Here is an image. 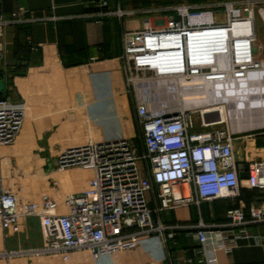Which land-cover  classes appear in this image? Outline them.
<instances>
[{
  "label": "built area",
  "instance_id": "obj_1",
  "mask_svg": "<svg viewBox=\"0 0 264 264\" xmlns=\"http://www.w3.org/2000/svg\"><path fill=\"white\" fill-rule=\"evenodd\" d=\"M97 4L108 8V1ZM25 15L23 10L1 15L0 61L5 55V30L25 23ZM105 15H151L157 20L124 37L127 83L135 93L142 149L133 140L119 139L64 151L58 158L61 169L81 167L94 176L83 191L63 202L49 195L40 202L26 201L0 179V231L17 232L21 219L38 217L44 235L40 249L3 256L57 255L68 262L85 253L99 258L136 249L143 239L164 237L174 229L195 230L198 264H217L218 251L231 257L243 239H255L264 248L262 239L247 228L264 224V198L249 208L230 209L220 225H167L160 218L166 210L239 197L243 187L264 195V159L247 160L239 169L233 146L237 133L228 109L223 118L214 106L197 103L205 96L222 98L217 88L224 83L233 92L244 86L264 87V60L255 53V18L264 21V0L202 6L153 3ZM40 48L33 46L36 51ZM149 90L151 101L145 94ZM175 91L188 105L171 107ZM206 108L210 111L204 112ZM24 120V105L0 97V149L16 142ZM243 171L247 178L241 177ZM63 203L65 213L60 211Z\"/></svg>",
  "mask_w": 264,
  "mask_h": 264
},
{
  "label": "crops",
  "instance_id": "obj_2",
  "mask_svg": "<svg viewBox=\"0 0 264 264\" xmlns=\"http://www.w3.org/2000/svg\"><path fill=\"white\" fill-rule=\"evenodd\" d=\"M100 1H108V8H100ZM216 1L228 0H0L2 15L23 10L27 20L8 27L3 38L1 95L25 106L19 137L11 147L0 149V179L5 187L26 201L40 202L49 195L63 202L83 191L94 176L81 167L61 169L58 158L64 151L88 143L133 140L143 134L135 93L127 83L124 37L157 20L151 15H142V21L136 19L140 15L118 18L105 15L107 11L138 10L153 3L202 6ZM260 20L262 38L259 43L255 23V53L264 60V21ZM34 45L42 48L33 50ZM18 49L23 52L17 57ZM232 127L237 133L233 146L239 169L247 160L264 159V126ZM263 198V193L243 187L239 197L166 210L160 218L167 225H220L230 209L249 208ZM60 211L67 212L64 203ZM247 228L264 244V224ZM194 233L174 229L164 237L143 239L136 249L99 258L83 253L68 262L49 255L3 256L43 246L41 221L29 217L20 220L17 232L0 231V264H198L200 245ZM216 256L217 264H264V248L255 239L240 240L231 257L223 251Z\"/></svg>",
  "mask_w": 264,
  "mask_h": 264
},
{
  "label": "bare ground",
  "instance_id": "obj_3",
  "mask_svg": "<svg viewBox=\"0 0 264 264\" xmlns=\"http://www.w3.org/2000/svg\"><path fill=\"white\" fill-rule=\"evenodd\" d=\"M251 87L253 89L248 86L240 87L239 92H233L230 90V85L224 83L217 88L219 93L224 94L222 98L216 99L205 96L204 100H199L197 103L210 108L214 106V110L219 111L223 118L225 115L227 116L228 109L233 125L238 124L241 128L264 126V87ZM217 104L225 105L216 106ZM210 108H206L204 112L210 111Z\"/></svg>",
  "mask_w": 264,
  "mask_h": 264
},
{
  "label": "rangeland",
  "instance_id": "obj_4",
  "mask_svg": "<svg viewBox=\"0 0 264 264\" xmlns=\"http://www.w3.org/2000/svg\"><path fill=\"white\" fill-rule=\"evenodd\" d=\"M142 18H143L142 15L136 17V19L138 21H142L143 20ZM255 23H256V28H257V32H258V42L260 43L261 38H262V31L261 30H262V27L263 26H262V22L260 20V17L258 15H256ZM12 71H15V69H13ZM178 93H179V91H175V93L173 94V96H171L170 101H171V107L172 108H182V107L188 105V103H189L187 100L182 99V97ZM145 94H146V97L149 98L150 101H151V91L149 90ZM133 142L137 144V146L139 147V149H142V135L138 134L137 138L136 139H133ZM139 166L142 167L143 166V163L140 162L139 163ZM50 257H53V258H61L60 256H57V255H50Z\"/></svg>",
  "mask_w": 264,
  "mask_h": 264
},
{
  "label": "water",
  "instance_id": "obj_5",
  "mask_svg": "<svg viewBox=\"0 0 264 264\" xmlns=\"http://www.w3.org/2000/svg\"><path fill=\"white\" fill-rule=\"evenodd\" d=\"M1 15H2V3L0 2V17H1ZM4 80H5V75L4 74H1L0 75V81L2 82V83H4ZM2 92L0 91V94H1ZM241 168V167H240ZM247 174L245 175V176H243V175H241V177H245V178H247Z\"/></svg>",
  "mask_w": 264,
  "mask_h": 264
},
{
  "label": "trees",
  "instance_id": "obj_6",
  "mask_svg": "<svg viewBox=\"0 0 264 264\" xmlns=\"http://www.w3.org/2000/svg\"><path fill=\"white\" fill-rule=\"evenodd\" d=\"M20 52H23V51H20V49H18L17 52H16V56H17V57L19 56ZM1 73H2V72H1ZM1 73H0V74H1ZM0 97H1V98H4L1 94H0Z\"/></svg>",
  "mask_w": 264,
  "mask_h": 264
}]
</instances>
